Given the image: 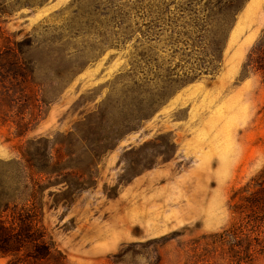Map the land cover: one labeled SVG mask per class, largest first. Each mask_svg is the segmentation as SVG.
I'll list each match as a JSON object with an SVG mask.
<instances>
[{
    "label": "rangeland",
    "instance_id": "obj_1",
    "mask_svg": "<svg viewBox=\"0 0 264 264\" xmlns=\"http://www.w3.org/2000/svg\"><path fill=\"white\" fill-rule=\"evenodd\" d=\"M263 33L264 0H0L43 111L0 115V182L46 187L64 264H235L206 240L264 170Z\"/></svg>",
    "mask_w": 264,
    "mask_h": 264
},
{
    "label": "trees",
    "instance_id": "obj_2",
    "mask_svg": "<svg viewBox=\"0 0 264 264\" xmlns=\"http://www.w3.org/2000/svg\"><path fill=\"white\" fill-rule=\"evenodd\" d=\"M23 53L12 47L0 52V115L7 116L17 109L22 115L15 123L18 136L32 130L33 121L43 113L37 91L32 89L38 85L33 79L34 71ZM244 68L264 75V33L248 54ZM29 108L37 113L34 117L31 113L33 118L26 121L25 110ZM6 175H19L24 180L17 185L0 182V258H6L8 264H64L67 253L56 244L45 223L46 187L23 168L8 170ZM66 191L49 193L57 197L50 209L58 208L59 198ZM232 201L236 220L211 235L206 244L227 251L235 264H248L254 257L264 255V170L235 191Z\"/></svg>",
    "mask_w": 264,
    "mask_h": 264
}]
</instances>
